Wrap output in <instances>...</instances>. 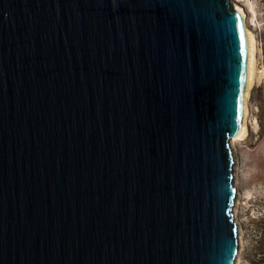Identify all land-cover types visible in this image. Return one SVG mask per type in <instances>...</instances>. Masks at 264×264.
<instances>
[{
  "label": "water",
  "instance_id": "95a60500",
  "mask_svg": "<svg viewBox=\"0 0 264 264\" xmlns=\"http://www.w3.org/2000/svg\"><path fill=\"white\" fill-rule=\"evenodd\" d=\"M252 71L231 0H0V264H237Z\"/></svg>",
  "mask_w": 264,
  "mask_h": 264
},
{
  "label": "rangeland",
  "instance_id": "374dc122",
  "mask_svg": "<svg viewBox=\"0 0 264 264\" xmlns=\"http://www.w3.org/2000/svg\"><path fill=\"white\" fill-rule=\"evenodd\" d=\"M256 39V76L248 93L249 134L233 145L238 189L235 220L240 232L237 264L259 261L264 237V0L240 1Z\"/></svg>",
  "mask_w": 264,
  "mask_h": 264
},
{
  "label": "bare ground",
  "instance_id": "6f19581e",
  "mask_svg": "<svg viewBox=\"0 0 264 264\" xmlns=\"http://www.w3.org/2000/svg\"><path fill=\"white\" fill-rule=\"evenodd\" d=\"M243 13V16L245 18V21H246V24H247V30L248 32L250 33L251 35V44H252V54H253V71H252V81H251V84L249 85V87L246 89L245 91V101H246V106H247V119H246V126H245V134L243 137L241 138H237V139H234L233 140V145L237 144L238 141H241L243 139H246L250 130H249V125H248V121H249V117H250V111H249V106L247 104V100H248V91L249 89L252 87L253 85V82H254V79H255V76H256V72H257V68H256V39H255V35L253 33V31L249 28V23L247 22V15H246V12L244 10V8H242L241 4H240V1L242 0H231Z\"/></svg>",
  "mask_w": 264,
  "mask_h": 264
},
{
  "label": "trees",
  "instance_id": "16d2710c",
  "mask_svg": "<svg viewBox=\"0 0 264 264\" xmlns=\"http://www.w3.org/2000/svg\"><path fill=\"white\" fill-rule=\"evenodd\" d=\"M259 247H261L262 249H260L261 251L259 252V255L261 257H259V261L264 263V237H261L259 240Z\"/></svg>",
  "mask_w": 264,
  "mask_h": 264
},
{
  "label": "snow or ice",
  "instance_id": "6c2138e0",
  "mask_svg": "<svg viewBox=\"0 0 264 264\" xmlns=\"http://www.w3.org/2000/svg\"><path fill=\"white\" fill-rule=\"evenodd\" d=\"M244 40H245V32L242 29L240 32V41H241L242 49H243Z\"/></svg>",
  "mask_w": 264,
  "mask_h": 264
}]
</instances>
